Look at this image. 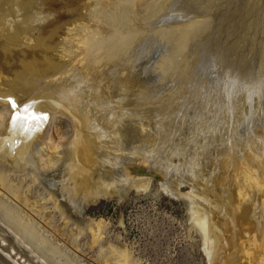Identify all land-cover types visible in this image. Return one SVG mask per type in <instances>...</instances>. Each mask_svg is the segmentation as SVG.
<instances>
[{"label":"rangeland","instance_id":"obj_1","mask_svg":"<svg viewBox=\"0 0 264 264\" xmlns=\"http://www.w3.org/2000/svg\"><path fill=\"white\" fill-rule=\"evenodd\" d=\"M95 1L0 0V71L16 72L7 70V77L2 71L8 78L1 75L3 89L24 88L13 93L12 105L0 104V138L6 119L19 110L14 108L34 93L57 84L54 90L64 97L26 149V142L13 139L7 146L0 139V264H236L234 241L241 224L229 201L236 169L231 159L243 154L246 141L264 134V25L245 58L233 50L240 35L223 33L225 38L217 25L225 13V26L233 18L237 22L232 9L244 10V23L254 22L248 9L264 18V0H214L213 9L203 13L173 5L177 0H97L98 11L116 18L134 7L139 15L129 23L121 18L118 29L91 12ZM85 25L89 29L81 36ZM38 39L45 40L46 50L37 48ZM200 42L202 60L196 62L191 53ZM138 43L142 49L135 52ZM46 56L60 69H45ZM246 57H252V73ZM256 69L261 75H253ZM27 74L40 84L38 92L28 90ZM232 75L237 82L229 81ZM119 123L132 132L142 130L141 147L118 137ZM240 139L242 146L236 144ZM74 147L72 159L68 152ZM64 162L78 165L80 175L94 184L104 175L112 197L90 204L88 196L78 197L83 193L71 175L61 172ZM198 214L211 223L214 257L194 221Z\"/></svg>","mask_w":264,"mask_h":264},{"label":"bare ground","instance_id":"obj_2","mask_svg":"<svg viewBox=\"0 0 264 264\" xmlns=\"http://www.w3.org/2000/svg\"><path fill=\"white\" fill-rule=\"evenodd\" d=\"M48 1V0H47ZM97 1V0H96ZM96 1H95V8H93L94 9V11L92 10L91 12L93 13V14H97V16L98 17H101V18H104V16L105 17H107V18H109L108 19V21H109V23L111 24V26H113V28H117L118 29V26L120 25V21H121V18L122 19H125V20H127V22L129 23L130 21H132L133 19L132 18H134L133 17V14H137V13H135V9H134V7L133 6H131V7H129V8H127L126 10H124L123 12H122V14H124L123 15V17H121V18H116V16L115 15H113V16H108L107 14H104L103 12H101V10H97L98 9V6H97V3H96ZM187 1H189V0H177V2L176 3H173V5L174 4H179L180 6L181 5H184L186 8H187V6L188 7H192V8H194L196 11H198V12H201V13H203V12H207V11H210V10H212L213 9V2H214V0H193L191 3L192 4H190V2H187ZM20 2V1H19ZM98 2V1H97ZM92 3V2H91ZM99 3V2H98ZM2 5H3V2L1 3ZM0 4V5H1ZM169 4V3H168ZM19 5V4H18ZM94 5H93V7H94ZM4 6H5V3H4ZM15 6V5H14ZM42 6V5H41ZM183 6V7H184ZM25 8V7H24ZM43 9V8H42ZM78 9V8H77ZM22 10V9H21ZM38 10H41V9H38ZM156 10V9H155ZM234 9H232V14L234 15V17H236L237 18V20H235V21H237V22H234V18L232 19V21L229 23L228 22V25L227 26H225V24H227L226 23V19L225 18H227L228 19V17H227V15H226V13L223 15V19H221V21L218 23V25H217V33L219 34V33H222V35H223V33H225L226 34V36H227V38H229L230 37V35H231V33H233V32H237L240 36L239 37H237L238 38V41L236 42V44H235V48L233 49L234 51H239L240 52V56H242V58L244 57V56H246V55H248V53H246L247 52V50H248V48H250L249 46H251V44H253L252 42H253V39L255 40L257 37V32H259V29L264 25V18H262V16H261V14L257 11V12H254V11H256V10H252V9H248L247 11L248 12H251V14L253 15V17H254V22H251L250 20L249 21H247L246 23H244L243 21H244V10L243 11H233ZM90 11V10H89ZM246 11V10H245ZM33 12V11H32ZM13 13V12H12ZM40 13V12H39ZM46 14V13H45ZM84 14H86V13H84ZM103 14V15H102ZM114 14V13H113ZM121 14V15H122ZM228 14V13H227ZM2 14H0V16H1ZM15 15V14H14ZM47 15V14H46ZM88 15H89V13H88ZM137 15H139V14H137ZM195 15V14H194ZM7 16V15H6ZM54 16V15H53ZM136 17V16H135ZM13 18V17H12ZM14 18H16V17H14ZM54 18V17H53ZM162 18V17H161ZM3 19V16L1 17V20ZM17 19V18H16ZM43 19V18H42ZM66 19V18H65ZM0 20V21H1ZM7 20H8V18H7ZM18 20V19H17ZM31 20V19H30ZM130 20V21H129ZM226 20V21H225ZM10 21V20H9ZM11 21H12V19H11ZM49 21V20H48ZM48 21H47V23H48ZM229 21V20H228ZM2 22V21H1ZM15 22V21H14ZM70 23H71V21H69ZM126 22V23H127ZM73 23L74 22H72V25H73ZM197 23V22H196ZM235 23H237L236 25H235ZM41 24H42V22H41ZM198 24V23H197ZM32 25H33V23H32ZM47 25V24H46ZM46 25H44V28H45V26ZM66 25V24H65ZM69 25H71V24H68V26ZM127 25H129V24H127ZM34 26V25H33ZM191 27V26H190ZM20 28V27H19ZM70 29H71V27H69ZM187 28V27H186ZM0 29H1V27H0ZM10 29V28H9ZM17 29H18V27H17ZM21 29L22 28H20V30L19 31H21ZM37 29H39V28H37ZM89 29V26L88 25H85L84 27H83V29H82V32H81V36H82V34H84V30H85V32H86V30H88ZM195 29H197V31L196 32H199V25L197 26V28H196V26H195ZM263 29V28H262ZM12 30V29H11ZM40 30V29H39ZM264 30V29H263ZM1 31V30H0ZM13 31V30H12ZM14 31H15V29H14ZM14 31H13V33L12 34H14ZM22 31H25V30H23L22 29ZM27 32H29V31H27ZM193 32V31H192ZM17 33V32H16ZM19 33V32H18ZM33 33V32H32ZM37 33V32H36ZM68 33L69 34H71V31H68ZM176 33V32H175ZM249 33H250V35H252V38H249ZM27 34V33H26ZM40 34V33H39ZM258 34H260V33H258ZM5 35V34H4ZM34 35V34H33ZM2 36V35H1ZM9 36V35H8ZM11 36V35H10ZM69 36V35H68ZM223 36H225V35H223ZM226 36H225V38H226ZM27 37V36H26ZM36 37V36H35ZM70 37L71 36H69V40H70ZM80 37V36H79ZM232 37V36H231ZM256 37V38H255ZM54 38V37H53ZM68 38V37H67ZM66 38V39H67ZM27 39V38H26ZM64 39V38H63ZM62 39V40H63ZM222 39H224V38H222ZM1 40V39H0ZM36 40V39H35ZM149 41V40H148ZM223 41V40H222ZM257 41V40H256ZM44 42H45V40H44ZM44 42H43V44H42V42H41V40H39L38 39V43L36 44L37 46V48L38 49H40V50H46L47 48V46L46 45H44ZM65 42V41H64ZM66 43H67V41H66ZM66 43H64L65 44V47H66ZM1 44H2V42H1ZM20 44V43H19ZM63 44V45H64ZM68 44H72V42L71 43H68ZM181 44H182V42H181ZM181 44H179V48L178 49H180V46H182ZM185 44V43H184ZM31 45V44H30ZM33 45V44H32ZM69 47V46H68ZM185 47V46H184ZM203 47V42H200L197 46H195L194 47V49H193V51H192V58L194 57V60L196 61V62H201V60H202V53H201V55L199 54V51H201L200 49H203L202 48ZM46 48V49H45ZM49 48V47H48ZM23 49V48H22ZM63 49H64V47H63ZM142 49V46L138 43V44H135L134 45V51L136 52L137 50L140 52V50ZM50 50H51V48H50ZM50 50L48 51L47 50V53L48 52H50ZM55 50V49H54ZM56 50H58V49H56ZM65 50V49H64ZM180 50H182V49H180ZM51 51H53V49L51 50ZM68 51V50H67ZM66 51V52H67ZM42 52V51H41ZM134 52V53H135ZM180 54H181V52H179ZM226 53V52H225ZM229 53V52H228ZM49 54H51V52L49 53ZM179 54V55H180ZM136 55V54H135ZM229 55V54H228ZM230 56H231V54H230ZM228 57V56H227ZM45 58H47V59H44V64H46L45 66H44V68L45 69H50V70H59L60 69V65L59 64H56L55 63V61H54V59H52V58H49L48 56H46ZM55 58V57H54ZM245 58V57H244ZM247 58V57H246ZM56 59V58H55ZM240 59H241V57H240ZM240 59H239V62H240ZM248 59V61H247V64H245V65H248V67H249V69H248V67H247V70H249V72L250 73H252L251 72V70H252V67L254 68V66L255 65H252L253 64V61L251 60L252 59V57H251V59H249V57L247 58ZM5 60V59H4ZM6 60H8V59H6ZM42 60V59H41ZM228 60V59H227ZM242 60V59H241ZM244 60V59H243ZM263 59H261L260 61H262ZM24 61V60H23ZM173 61V60H172ZM25 62H26V60H25ZM34 62V61H33ZM245 62H246V60H245ZM24 63V62H23ZM27 63V62H26ZM25 63V64H26ZM29 64L28 65H30V62H28ZM241 63V62H240ZM261 63V62H260ZM2 64V63H1ZM176 64H177V62H176ZM242 64V63H241ZM262 64V63H261ZM3 65V64H2ZM33 65H34V63H33ZM170 66H171V64H169ZM227 65H230V64H227ZM232 65H233V63H232ZM231 65V66H232ZM234 65H235V63H234ZM243 65V64H242ZM241 65V66H242ZM244 65V66H245ZM260 65V64H259ZM5 66V65H4ZM31 66V65H30ZM36 66H38V65H36V63H35V67ZM41 66V65H40ZM66 66H67V64H66ZM236 66V65H235ZM238 66H240V64L238 65ZM241 66L239 67V68H241ZM244 66H242V67H244ZM24 67V66H23ZM42 67V66H41ZM169 67V66H168ZM197 67V66H196ZM200 67V66H199ZM22 67H20V69H21ZM29 68V67H28ZM227 68V70L229 71L230 70V68H228V67H226ZM3 70L2 71H4V67L2 68ZM19 69V68H18ZM33 69V68H32ZM39 69V68H38ZM66 69H67V67H66ZM70 69V68H69ZM232 69H233V66H232ZM8 70V69H7ZM4 71V72H6V76L8 77L9 76V74L7 75V72L9 71ZM24 70V69H23ZM44 70V69H43ZM62 70V69H61ZM201 70V69H200ZM227 70H225V71H227ZM2 71H0L1 73H0V91H1V93H0V104H2V103H5V102H7V103H9V105H12L13 104V93H15V95H16V92L18 93V90L20 89V91H21V89L23 88H21V86H20V88L18 89V87L17 86H19L16 82H13V83H16L17 85L15 86V87H17V89L18 90H12V89H8V90H10L11 92H8V90H4L3 88L4 87H6L7 86V84H4V81H6V79H8L5 75H2ZM22 71V70H21ZM21 71L19 72L20 74H21ZM224 71V72H225ZM237 71V70H236ZM3 72V74H5ZM24 72V71H23ZM186 72V75H185V77H187V75H188V72H187V70L185 71ZM231 72V71H230ZM235 72V71H234ZM233 72V73H234ZM245 72H246V69H245ZM8 73H10V71L8 72ZM13 73V72H12ZM12 73H10V75H16V72L14 73V74H12ZM18 73V72H17ZM227 73H229V72H227ZM226 73V74H227ZM232 73V74H233ZM240 73V72H239ZM243 72H241V74H242ZM249 73V74H250ZM258 74V72H257V69L255 70V73L253 74V75H255V74ZM225 74V75H226ZM240 74V75H241ZM246 74H248V72H246ZM256 74V75H257ZM4 76V78L6 77V79H4V78H2V76ZM22 76H23V74H21ZM28 75V77H30L29 75L30 74H27ZM123 75V74H122ZM184 75V74H183ZM233 75H235V76H237V74H233ZM233 75L232 76H229V81H230V79H237L235 76H234V78H232L233 77ZM240 75H238V77L240 76ZM244 75L245 74H243V79H246V78H244ZM251 76V75H249V76H251L252 78L253 77H255V76ZM258 75H261V73L260 74H258ZM257 75V76H258ZM18 76V75H17ZM16 76V77H17ZM24 76H25V74H24ZM31 76H33V75H31ZM246 76V75H245ZM249 76L247 75V77L249 78ZM20 77V76H19ZM28 77H26V80H28V83H27V81L24 79L25 77H23L22 79H24L25 81H26V83H27V86L29 87H25V89L26 88H28V90L30 89L31 91H32V93H34L35 91L36 92H38L37 90H35V87L37 86L38 87V82L37 81H35L34 79H32V77H30V80H29V78ZM184 77V78H185ZM231 77V78H230ZM241 78H242V76H240ZM190 78H191V76L188 78L189 80H190ZM256 78H257V80H258V78L259 77H255V80H256ZM261 79H262V77H260ZM4 79V80H3ZM10 79V78H9ZM12 79V78H11ZM20 79V78H19ZM18 79V80H19ZM186 79V78H185ZM240 79V78H239ZM218 80V79H217ZM216 80V81H217ZM238 80V79H237ZM254 80V79H253ZM256 80V81H257ZM181 81V80H180ZM199 81V80H198ZM236 81V80H235ZM242 81V80H241ZM145 82V81H144ZM181 82H183V80L181 81ZM231 82V81H230ZM233 82V81H232ZM237 82V81H236ZM264 81H262V83H263ZM22 83H25V82H22ZM169 83H171V82H169ZM234 83V82H233ZM240 83V82H239ZM251 83V82H250ZM254 83V82H253ZM160 84H162V83H160ZM164 84V83H163ZM175 84V83H174ZM173 84V85H174ZM235 84V83H234ZM237 84V83H236ZM252 84V83H251ZM56 85V87H57V84H55ZM206 85V84H205ZM230 85V84H229ZM239 84H237V85H235V86H238ZM258 85V84H257ZM262 85H264V84H262ZM11 86V85H10ZM39 86H40V84H39ZM59 86V85H58ZM140 86V85H139ZM234 86V87H235ZM243 86H245V85H243L242 84V88H243ZM260 86V85H259ZM45 87V86H44ZM56 87L54 88V89H56ZM59 87H61V86H59ZM159 87V86H158ZM212 87V86H211ZM224 87H225V85H224ZM230 87V86H229ZM255 88H256V86H254ZM7 88V87H6ZM39 89H41L40 87H38ZM37 88V89H38ZM140 88V87H139ZM176 88V87H175ZM232 88H233V86L230 88L231 90H232ZM238 88V90H237V95H238V92H241V89H239V88H241V87H237ZM236 88V89H237ZM261 88V87H260ZM15 89V88H14ZM24 89V88H23ZM22 89V90H23ZM38 89V90H39ZM43 89V88H42ZM52 90V88L51 89H48L47 91L45 90L44 92H42L41 91V94H38V93H34L33 94V98H32V96H31V98L30 99H28V100H26V99H23V100H26L24 103H22L20 106H19V108H18V106H16L17 108H14V110L15 109H19V110H17V112H14V114L13 115H11V118H10V120L9 119H6V120H8L9 122H8V124L5 126V132H3V138L1 139V140H4V143H5V145L7 144V146H8V144H10V143H12L11 141L13 140V139H15V140H20V141H22L23 143H25L26 142V144H25V146L23 147L24 149H26V145H27V143H29V141L31 140V138H32V140H33V137H34V135L38 132V130H39V128H40V126L42 127L43 126V124L46 122V120L48 119V116H50V110H54V109H56V107L59 105V103H60V99H63L64 97H63V95L61 96V95H59L58 93H57V90ZM129 89H130V87H129ZM236 89H235V91H236ZM6 91V92H4V91ZM142 90V89H141ZM146 90V89H145ZM173 90V89H172ZM260 90V89H259ZM13 91V92H12ZM127 91V90H126ZM181 91V90H180ZM22 92V91H21ZM24 92H27V91H24ZM23 92V93H24ZM166 92V91H165ZM215 92V91H214ZM232 92V94H233V92H234V90L233 91H231ZM127 93V92H126ZM223 93V92H222ZM231 94V95H232ZM243 93L241 92V94H239L240 95V97H241V95H242ZM26 96V98H28V94L27 95H25ZM234 97H235V94L233 95ZM232 96V97H233ZM245 96V95H244ZM231 97V96H230ZM231 97V98H232ZM239 97V96H238ZM23 98V97H22ZM46 98H47V100H49L50 101V105H49V102L48 101H46ZM180 98V97H179ZM212 98V97H211ZM210 98V99H211ZM236 98V97H235ZM15 99V98H14ZM42 99H45L44 101H42ZM201 99V98H200ZM241 98H239L238 100H240ZM178 100V99H177ZM237 100V99H236ZM235 100V101H236ZM17 101V100H16ZM234 101V102H235ZM41 102L43 103V105L45 104L44 102H46V105L48 106H50V107H45V106H43L42 104H41ZM234 102L232 101V104H234ZM239 102V101H238ZM194 103H196V102H194ZM204 103V102H203ZM225 103V102H224ZM20 104V103H19ZM205 104V103H204ZM203 104V105H204ZM264 104V103H263ZM221 105V104H220ZM231 105V104H230ZM235 105V104H234ZM15 106V105H14ZM79 106V105H78ZM207 106V105H206ZM236 107H237V104L235 105ZM13 107V106H12ZM222 107V106H221ZM47 108H49V110H47ZM208 108V107H207ZM123 109V108H122ZM219 109V108H218ZM204 112V111H203ZM207 114V113H206ZM232 117H233V115H232ZM235 118V117H234ZM263 120V122H264V118L262 119ZM201 121V120H200ZM3 122V121H2ZM123 122V121H122ZM134 122V121H133ZM235 122V121H234ZM127 123V122H126ZM135 123V122H134ZM138 123V122H137ZM140 123V122H139ZM201 123V122H200ZM127 124H131V122L129 123H127ZM1 125V124H0ZM134 125V124H133ZM138 125V124H137ZM121 126H122V130H120V132H119V134H118V137H122L121 139H123V141H125V139L128 137V138H131L132 139V141H131V143H130V145L131 146H133V145H136V146H139V145H137L138 144V137H139V135L140 134H143V133H141V131L142 130H138V131H134V132H132L130 129H128V127L127 128H125L126 126H124V125H122V123H119V127L121 128ZM135 126H136V123H135ZM139 127H141V129H143L142 128V126H140V125H138ZM132 127V126H131ZM137 127V126H136ZM129 128H130V126H129ZM134 128L135 127H133V130H134ZM198 128V127H197ZM2 129V128H1ZM145 129V128H144ZM143 129V130H144ZM260 129H261V127H260ZM260 129H258V131L260 130ZM41 130H42V128H41ZM40 130V131H41ZM44 131L46 130L45 129V127H44V129H43ZM194 130V129H193ZM262 130V129H261ZM40 131H39V133H40ZM122 131V132H121ZM144 132V131H143ZM255 133H256V130L254 131ZM1 133V132H0ZM255 133H254V135H255ZM259 132H257V134H258ZM262 133V132H261ZM2 134V133H1ZM37 135H38V133H37ZM39 135H41V134H39ZM157 135V134H156ZM261 135V134H260ZM263 136L260 138V139H258L257 138V136L255 137V138H252V140L253 141H251V142H249V141H246V143H245V150L243 151V154L240 156V155H237V156H234L232 159H231V166H232V168H236L235 169V174H234V177H233V179H232V181H230L231 182V184H230V187H231V192H230V194H231V199L232 200H229L230 202H232V204H233V210H234V215L233 216H235V215H237V217H238V221H239V223L241 224L240 225V229H237L236 230V233H235V246H236V248H238V250H237V255H236V257H235V262H236V264H264V134H262ZM36 136V135H35ZM218 136V135H217ZM156 137V136H155ZM100 139H102V138H100ZM121 139L119 140V141H121ZM130 139V140H131ZM0 140V141H1ZM35 140H36V138H35ZM129 140V141H130ZM151 140V139H150ZM152 140H154V139H152ZM157 141V140H156ZM245 141V140H244ZM244 141H242L241 139L239 140V141H237L236 142V144L238 145V146H242L243 144H244ZM140 142V141H139ZM152 143V142H151ZM18 144V143H17ZM156 144V143H155ZM154 144V145H155ZM2 145H4V144H2ZM4 145V146H5ZM31 145V144H30ZM151 145V144H150ZM1 146V145H0ZM28 147V146H27ZM111 147V146H110ZM139 147H141V146H139ZM133 148H135V147H133ZM15 149H16V147H15ZM30 149V148H29ZM29 149H28V151H29ZM31 149H32V147H31ZM137 149H138V147H137ZM136 149V150H137ZM90 150H91V153H93V152H95L96 151V149L95 148H90ZM113 148L111 147L110 148V153H112V154H115V153H113ZM31 151V150H30ZM106 151V150H105ZM20 153H24V151L22 150V151H19ZM76 150H75V147H74V149H71V150H69V157L70 158H72V159H75L76 158ZM104 152V151H103ZM27 153V152H26ZM109 154V153H108ZM207 154V153H206ZM107 155V154H106ZM109 156V155H108ZM113 156V155H112ZM112 158V157H111ZM241 158L242 159H244V163L241 161ZM68 159V158H67ZM113 159V158H112ZM69 160V159H68ZM95 160V159H94ZM103 160V159H102ZM104 161V160H103ZM116 161V160H115ZM118 161V160H117ZM240 161H241V163H240ZM74 162V161H73ZM120 162V161H119ZM68 163V162H67ZM66 162H64L63 163V167H62V171L61 172H63L64 174L65 173H67V176L70 174L71 175V177L73 178V181H75V184L74 183H72V184H74V185H76V187L78 188V190H79V193H83V194H81L80 196H78V197H81L82 195H83V197L84 196H88L89 197V199L88 200H86L89 204L90 203H92V202H94V201H96L99 197L101 198V196H106V197H112V191H110V185H109V181L108 182H106V180L105 179H103V176L104 175H102V177H100V178H102L101 179V181H100V179L98 180V182H95V184L93 183V181L92 180H90L89 179V177L86 175V174H81L80 175V173H79V169H80V167L77 165V167H76V164H70V166H66V164H67ZM112 166V165H111ZM52 167V166H51ZM79 167V169H77ZM49 168V167H48ZM117 169V168H116ZM15 170V169H14ZM61 170V169H60ZM128 170V171H127ZM127 170H124V171H126V173L127 172H131V171H129V169H127ZM196 170V169H195ZM123 172V171H122ZM4 173V172H3ZM63 173H61V174H63ZM122 174V173H121ZM124 175V174H123ZM133 175V174H132ZM67 176H65V177H67ZM126 176V175H125ZM131 176V173H130V175H129V177ZM92 177V176H91ZM105 177V176H104ZM127 177V176H126ZM68 178H69V176H68ZM71 178V179H72ZM131 178V177H130ZM109 179V178H108ZM132 179V178H131ZM94 180V179H93ZM148 180H150V179H148ZM69 181H70V179H69ZM129 181V180H128ZM64 182V181H63ZM126 182V181H125ZM142 182V181H141ZM147 182V181H146ZM149 182V181H148ZM225 182V181H224ZM229 183V182H228ZM70 184V183H69ZM129 184V183H128ZM148 184V183H147ZM145 185V186H148V185ZM226 184V183H225ZM68 185V184H67ZM196 185V184H195ZM144 186V185H143ZM66 187V186H65ZM69 187V186H68ZM75 190V189H74ZM77 190V189H76ZM196 191V190H195ZM197 193V192H196ZM228 193V192H227ZM85 194V195H84ZM78 195V194H77ZM114 196V195H113ZM195 196V195H194ZM228 196V195H227ZM227 196L225 197V198H227ZM77 198V197H76ZM115 198V197H114ZM228 198H230L229 196H228ZM103 199V198H102ZM196 199V198H195ZM194 199V200H195ZM100 200V199H99ZM99 200H98V202H99ZM107 200H109V199H107ZM111 200V199H110ZM113 200V199H112ZM115 200V199H114ZM121 200V199H120ZM220 200V199H219ZM195 201H198L197 199L195 200ZM194 201V202H195ZM108 202V201H107ZM201 202V201H200ZM75 203V202H74ZM89 204L88 205H85V206H89ZM95 205V204H94ZM229 205V204H228ZM71 205H69V207H70ZM194 206H196L197 207V205L195 204V205H193L192 207L195 209L194 210V212H196L197 211V208L196 207H194ZM72 207V206H71ZM70 207V208H71ZM75 207V206H74ZM76 208V207H75ZM76 211H77V209H76ZM77 213V212H76ZM228 213V212H227ZM79 214V213H78ZM195 214H197V212L195 213ZM194 214V215H195ZM206 214V213H205ZM204 214V215H205ZM199 215V214H198ZM194 217H197V215L196 216H194ZM226 218H227V216H226ZM195 223L200 227V229H201V231L203 232V234H204V237H205V240H206V245H208L209 244V248L207 247L206 249H207V252H208V254H211V255H213V257H214V254H213V248H214V244L216 243L215 241H214V243H213V240H212V238H211V236H212V234H210L211 232H212V230H211V228H210V224L208 223V221H207V219L205 218V217H203L202 215L200 216L199 215V217H197V218H195ZM230 221L232 222L233 220H231L230 219ZM223 222V221H222ZM230 222V223H231ZM194 223V224H195ZM224 223V222H223ZM237 223V222H236ZM239 223H238V225H239ZM232 224H233V222H232ZM219 225V224H218ZM226 225V224H225ZM213 227V226H212ZM223 227V226H222ZM233 227V226H232ZM215 228V227H214ZM219 228V227H218ZM234 228V227H233ZM228 229V228H227ZM226 229V230H227ZM220 230H222V229H220ZM1 231V230H0ZM225 231V230H224ZM201 232V233H202ZM215 232H217V231H215ZM227 233V232H226ZM222 235L223 236V234L225 235V233H219V235ZM216 236V235H215ZM5 237H6V235H5ZM233 238V237H232ZM1 240V239H0ZM226 241V240H225ZM232 241V242H233ZM232 242H231V244H232ZM15 245V244H14ZM214 245V246H213ZM8 246V245H7ZM228 246V245H227ZM2 248V247H1ZM4 248V247H3ZM216 248V247H215ZM12 249V248H11ZM217 249V248H216ZM234 249V248H233ZM229 250V249H228ZM12 251H13V249H12ZM214 251H215V249H214ZM231 252V251H230ZM233 252V251H232ZM5 254V253H4ZM231 254H233V253H231ZM7 255V254H6ZM224 256H226L225 254H224ZM213 257H212V259H213ZM12 259V258H11ZM222 259L223 258H221V261H222ZM220 260V259H219ZM228 260V259H227ZM229 260H230V258H229ZM14 261V260H13ZM220 261V262H221ZM223 261H224V259H223ZM9 262V261H8ZM219 261H218V263H220ZM234 262V263H235ZM223 263V262H222ZM2 264H3V262H2ZM30 264V263H29ZM38 264H40V263H38ZM226 264H228V263H226ZM229 264H230V262H229ZM232 264H233V262H232Z\"/></svg>","mask_w":264,"mask_h":264}]
</instances>
